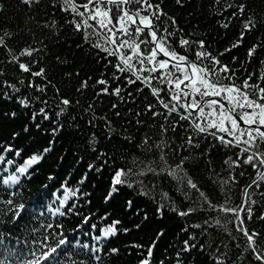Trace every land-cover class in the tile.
<instances>
[{"label":"snow or ice","instance_id":"1","mask_svg":"<svg viewBox=\"0 0 264 264\" xmlns=\"http://www.w3.org/2000/svg\"><path fill=\"white\" fill-rule=\"evenodd\" d=\"M21 3L29 9H43L44 16L49 19L37 23L49 31L58 33L64 25H69L80 37L76 47L82 51L87 48L93 68L79 79L74 95L69 96L63 91L62 83L49 75L50 69L43 62V56L47 54L43 37L37 38L31 33L30 39L20 44L16 40L18 32L0 28V99H15L17 105L29 113L30 124L41 129L47 122L50 127L43 130L52 134L47 147L26 157L22 156L26 149L15 144L0 148L3 153H12L14 158L23 160L17 165L14 158L0 155V164L13 166L14 170L3 179V185L16 186V190L6 189L5 195H0V232L11 234L23 228L29 234L23 241V248L0 251V264H61V258L70 254L68 249L75 237L69 240L62 223L42 220L36 225L28 224L31 214L23 202V182L35 171L33 166L39 165L46 154L54 152L55 138L61 130L68 124L79 127L77 116L87 115V125L92 129L100 127L105 138H111L115 130L113 120L96 111V102L102 96L117 98L118 102L110 105L114 117L123 115L125 122L131 124L133 119L128 118L131 116L137 132L143 128L157 129V132L143 131L138 144L133 145L141 149L144 159L132 156L130 164L126 160L113 167L116 161L100 146L97 133L91 131L85 143L94 158L88 162L84 155L77 157V162H84L85 171L76 183L83 186L89 173H102L106 167L111 168L112 176L104 196V202L108 203L119 194L120 186L139 185L140 191L148 195L150 189L144 178L148 174L155 179L166 176L175 182L185 199H191L189 192L194 191L197 195L188 207L174 208L176 214L186 217L198 211L208 213L203 224L194 227L208 232L215 226L227 233L232 247L238 249L235 256H229L227 244H223V252L217 247L213 264H244L245 260L249 264H264V227H249L258 204L255 196H264V59L259 58L258 51H264V40L248 47L246 58L239 67L235 66L238 60L235 55L231 56V63L221 59L225 53L243 45L246 33L264 27V16L253 11L245 0H210L208 7L213 14L220 15L221 27L228 29L237 18L242 24L238 39L213 54L203 36L194 31L186 32L177 17L166 11L162 6L164 0H21ZM175 4L183 8L186 0H175ZM4 10L5 5L0 3V12ZM56 12L62 14L59 20H63V25L54 18ZM254 58L260 67L248 71L245 65ZM56 60L66 63L58 55ZM73 75L80 77V71L65 73L69 80ZM89 90H93L92 97L82 103L77 97L86 96ZM138 101L143 102L142 107L136 110L128 107L122 114L121 103L136 105ZM10 115L14 118L17 113L12 111ZM99 121L103 123L99 124ZM121 128L122 132L128 131L123 125ZM178 129L186 135L181 136ZM28 131L29 123H25L23 132ZM169 131L172 136H168ZM20 135L19 132L12 133L13 138ZM132 139L130 133L124 136L128 143ZM216 145L225 150L223 164L226 165V178L219 182L220 190L225 194L219 201L214 200L185 167L186 161L195 159L194 153L211 165V148ZM183 152L187 155H180L174 164L169 163V155ZM248 168L252 169L249 182L242 186L240 202L234 203L230 186L239 185V178L246 175ZM56 176V173H49L46 179L52 181ZM43 187L47 189L48 185ZM59 187L65 191L62 197H57L60 207L51 209V213L80 216V197L91 194L69 187L68 180H63ZM167 195L163 193L162 199ZM70 197L74 199L70 200ZM83 203L91 204V200L85 199ZM126 207L132 209L133 201L128 200ZM156 211L162 216L163 205ZM109 215L105 212L98 219L105 221ZM92 216V212L81 216V224L77 227L82 229ZM143 216L146 220L147 213ZM255 219L264 222V205ZM121 223L114 219L100 228L97 223H91L89 238L95 244L75 243L81 251L87 250L95 264H101L105 252L102 242L121 231L117 227ZM122 230L129 231L128 228ZM162 234L161 231L158 235ZM191 240L195 241L196 236L192 235ZM16 243L20 244L19 238ZM153 246H148L147 255L139 264H151ZM195 247V243L185 239L183 248L176 253V264H181L182 253ZM204 247V244L199 245L202 251ZM108 252L118 254L119 249L111 248Z\"/></svg>","mask_w":264,"mask_h":264},{"label":"trees","instance_id":"2","mask_svg":"<svg viewBox=\"0 0 264 264\" xmlns=\"http://www.w3.org/2000/svg\"><path fill=\"white\" fill-rule=\"evenodd\" d=\"M210 0H186L183 8L176 6L175 0H164L163 7L166 8L170 14L177 17L178 23L185 28L186 32H197L200 36L206 39L207 44H210L209 50L216 54L223 51L231 43H234L239 37V32L242 30L240 18L233 19L230 27L225 29L220 26L221 17L219 14H213L208 5ZM250 5L251 9L258 15L264 16V0H245ZM0 3L5 5V10L0 12V28H7L14 32H18L16 37L18 43L23 44L30 39L31 33H35L37 38H44V43L47 45L46 55L43 56V62L49 67V75L55 77L60 81L63 86V91H66L69 96L74 95L75 86L79 79L93 68L91 57L88 55L87 48L81 50L76 47L80 42L78 34L71 31L69 25H64L58 33L49 31L48 28L43 27L42 24L37 23L49 17L44 16L43 9H29L21 3V0H0ZM230 11V10H229ZM62 14L56 12L55 19L59 20ZM227 16V12L224 14ZM31 17H35L32 19ZM63 25V20H59ZM264 40V27L245 35L243 45L232 49L230 53H225L221 57L225 63H231V56L235 55L238 60L235 63L236 67L240 66V62L244 61L247 55V49L253 43ZM260 59H264V51L258 50ZM60 57V63L56 60V56ZM245 67L248 71L259 69L260 65L254 58L250 64ZM80 71V77H73L69 80L65 73H75ZM8 71L11 72V65L8 66ZM98 73L93 76L96 79ZM255 79V77L253 78ZM147 91V90H145ZM93 90H89L84 97H77L88 100L92 97ZM117 98L112 96H102L96 102L97 113H104L108 115L114 124L115 130L110 139L105 138V132L97 127L92 129L91 126L86 124L87 115L81 117L77 116L79 127H73L68 124L65 129L57 134L54 145V152L46 154V158L40 162L39 165L33 166L35 171L32 172L31 177L23 182V202L28 206V211L31 214L28 224L36 225L39 222L46 221L50 223H62L64 226V233L72 241L81 243L95 244V241L90 240L89 232L90 224L97 223L98 228L103 227L104 224L109 223L111 220L119 219L122 221L117 227L121 229L115 236L108 240L103 241L105 252L102 254L101 264H139L140 260L147 255L148 246H153V255L151 257V264H176V253L183 248V241L189 239L191 243H195L197 247L193 248L190 252L182 253L180 260L181 264H213L212 258L218 253L215 251L217 247L223 252L225 249L223 244L228 245L229 256H235L238 249L232 247V241L227 233L215 226L209 228L208 232H202L201 229L195 228L196 224H203V220L209 215L206 212L198 211L186 217H181L176 214L174 208L183 209L188 207L192 200L197 199L194 191L189 192L191 199H185L184 193L178 191L175 187V182L170 181L166 176H161L155 179L148 174L144 178V183L150 191L148 195H144L140 191V186L135 185L132 188L127 186H120L119 194H115L114 199L108 203L104 202V196L107 194L112 171L111 168L106 167L102 173H89L88 181L83 186L78 185L76 182L80 179L85 171L84 162H77V157L80 155L85 156V160L91 162L94 154L86 148V138L91 131H95L100 138V146L110 153L112 159L116 161L115 166L122 165L126 160L131 161L132 156H141V149L133 147L138 144L143 131H148L149 134H154L157 129L143 128L137 132L133 123L127 124L123 115L121 118H116L112 115L110 105L117 103ZM143 106V102L136 105L120 104V110L126 112L128 107L134 110ZM15 111L16 117H11L10 113ZM79 111V109H77ZM29 113L21 109L15 99L7 101L0 99V148L7 144H15L16 147H23L26 149L22 156L26 157L33 152H41L44 147L48 146L49 140L52 139L51 132H45L43 129L50 127L45 122L41 129H36L34 125L30 124L28 120ZM29 123V131L23 132V125ZM102 124L103 121H99ZM128 129L127 132H122L121 126ZM180 135H186L182 130ZM19 132L20 136L13 138L12 133ZM131 134L134 139L131 143L124 140V136ZM173 133L169 131L168 136ZM154 138H156L154 136ZM179 139L177 143H179ZM205 144L208 142L205 141ZM204 145L202 144V147ZM8 158H14L12 153H3ZM180 155H187L186 152L169 155L167 157L170 164H174L180 158ZM194 160L186 161L185 167L193 174L194 178L199 182L200 186L207 190L214 200L219 201L225 194L220 190V181L226 178L225 168L223 164L225 157V150L220 149L218 145L211 148V165L203 160L196 153ZM63 157V159H61ZM16 164L22 163L20 158H14ZM147 162V161H145ZM9 167L10 173L13 172V166ZM49 173H56V179L48 181L46 179ZM252 169L246 170V175L239 178V185L230 186L232 193V200L234 203L240 202V194L242 186L249 182ZM71 174V175H69ZM63 180H68L69 187L74 189L79 188L81 192L90 193V197H80V211L81 215L77 216L70 214L68 216L53 215L51 209L60 207L57 197H62L64 189L59 187ZM47 184L48 188L43 186ZM14 191L16 186L9 188L0 180V195H5V190ZM184 191H188L185 189ZM51 193V195H48ZM163 193H167V197L162 199ZM70 197V200H73ZM85 199H90L91 204H84ZM258 204L255 206L254 216L249 227H256L258 229L264 227V222L257 221L255 216L261 210V205H264V196L257 194L255 196ZM128 200L133 201L132 209L126 207ZM163 205V215L161 216L156 209ZM89 212L93 213L92 218L88 224H84L83 228L77 226L81 224V216L88 215ZM105 212L110 215L107 220L101 221L98 218ZM143 213H147V219H144ZM215 216V213H211ZM135 224H140V228H135ZM128 228V232L122 229ZM76 229L74 232L73 230ZM185 229L187 231H185ZM163 232L162 235H158ZM235 235V233H233ZM28 233L22 228L11 234L0 232V251L4 248L20 249L23 248L24 239L28 238ZM195 235L196 240L192 241L191 236ZM17 238L20 239V244L16 243ZM73 241L69 247V255L61 258V264H95L88 256L87 250L81 251L80 246ZM223 242V243H221ZM200 244H204V250L199 248ZM140 245L142 247H136ZM119 249L118 254H111L108 249ZM26 251V249H25ZM243 259V258H242ZM244 264H249L247 260Z\"/></svg>","mask_w":264,"mask_h":264},{"label":"rangeland","instance_id":"3","mask_svg":"<svg viewBox=\"0 0 264 264\" xmlns=\"http://www.w3.org/2000/svg\"><path fill=\"white\" fill-rule=\"evenodd\" d=\"M13 172L10 173L9 167H6L5 164H0V180L3 181L4 178L8 175H12ZM3 183V182H2Z\"/></svg>","mask_w":264,"mask_h":264}]
</instances>
